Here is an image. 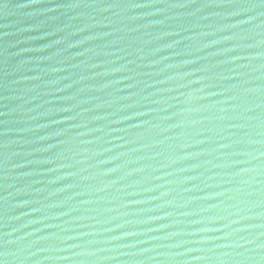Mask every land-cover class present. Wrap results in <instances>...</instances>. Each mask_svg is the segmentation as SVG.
Instances as JSON below:
<instances>
[{
  "label": "water",
  "instance_id": "95a60500",
  "mask_svg": "<svg viewBox=\"0 0 264 264\" xmlns=\"http://www.w3.org/2000/svg\"><path fill=\"white\" fill-rule=\"evenodd\" d=\"M0 264H264V0H0Z\"/></svg>",
  "mask_w": 264,
  "mask_h": 264
}]
</instances>
